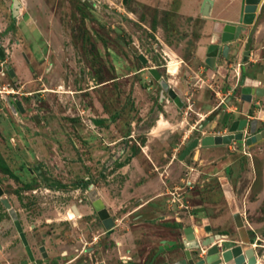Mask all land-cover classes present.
Wrapping results in <instances>:
<instances>
[{
  "label": "rangeland",
  "instance_id": "rangeland-1",
  "mask_svg": "<svg viewBox=\"0 0 264 264\" xmlns=\"http://www.w3.org/2000/svg\"><path fill=\"white\" fill-rule=\"evenodd\" d=\"M19 1L0 0V184L35 259L0 203V264L172 262L186 250L187 227L206 239L205 218L223 220L215 232L253 248L264 264V141L247 151L199 145L180 159L210 130L201 126L203 96L219 99L224 77L198 54L215 38L202 0ZM247 28L243 39L252 37L264 57V0ZM93 189L111 230L88 196ZM237 211L250 243L240 242ZM206 250L191 251L197 260Z\"/></svg>",
  "mask_w": 264,
  "mask_h": 264
},
{
  "label": "crops",
  "instance_id": "crops-1",
  "mask_svg": "<svg viewBox=\"0 0 264 264\" xmlns=\"http://www.w3.org/2000/svg\"><path fill=\"white\" fill-rule=\"evenodd\" d=\"M233 2L234 1L230 3L229 0H225L222 6L219 4L220 0H213V4L211 5L209 15H203L202 7H203L204 0H202L201 10H200L201 14L202 16L209 18V21L207 22V28L213 29L214 35H215V32L219 30L218 28L222 26L223 24L236 22L239 19V16L241 13V6L240 7L238 5L233 6L234 4ZM256 17H257V12H256ZM247 31H248V28H247ZM214 41L215 40H213L212 43H214ZM242 41H245L246 43L242 44L243 46L241 47ZM252 41L250 45H248L246 40H244L243 38H240L239 41L231 44L232 46L231 53L232 55L235 53L234 55L236 56V60H239V62L236 64L234 69H225V63H228V61L225 58L219 57V55H217L214 61L212 60L211 56H209V53L211 51L210 49L211 45L207 47L201 46V48H199L200 50L198 54L200 55V53H203L201 56H203L205 63L210 66L209 61H211L210 67H212V70L210 73L216 76L218 72L219 74L222 73L221 76L222 75L224 76L221 78V81H220L221 84L219 86L222 90L220 89L217 91L219 99L211 98V96L208 95V93H207L208 95L207 97L203 96L206 107H205V110H203L204 119H203V125L201 126H206L210 128L206 136L207 135H218V134L223 135V134L229 133L230 127L234 123V121L241 120V119H248L249 121H253L254 119H256L258 121L259 130L264 129V95L263 96L253 95L252 100L249 102L242 99L243 93L241 89H243L242 87L244 86H251L254 88L261 87L264 89V57L259 54L258 52L259 48H255V49L251 48V46L253 45ZM246 49L250 50L249 56H247ZM229 74H231L232 76L230 75L229 77ZM232 79H233V82H230L228 84V81H231ZM240 81H241V84H239ZM227 86L229 87L228 90H226ZM214 100H218V101L215 103ZM256 113L261 114V117H258ZM212 116L213 118H211ZM245 133H246V136L250 135L249 126L246 127ZM233 142L234 144L239 143L240 145L241 144L245 145V142H240V141L238 142L233 141ZM245 147L247 151L248 149L250 150L251 146L249 147L248 145H245ZM205 148L209 150L213 149V147H205ZM222 180H224L223 181L224 183L222 185L224 189V193L227 188L226 182H228V185L230 186V189L232 190L229 193H225L226 198L228 200L230 199L235 200L236 197H235L233 188L231 186L230 180L226 177H223ZM233 218H234V215H233ZM204 222H205L204 223L205 227L207 225L211 227L209 231L204 230L206 232V235L204 236L205 238L221 237L224 240L231 239L229 234L215 232L214 230L216 225L218 226L219 224L220 225L223 224V220L216 219V220L210 221L208 218H205ZM194 231L196 233L195 228H194ZM238 233H239V230H238ZM239 236H240V233H239ZM184 237H186V234L183 235V238ZM224 240L219 241L218 244L224 243ZM236 243H238V241H236ZM173 247L175 246H172V248ZM181 253L182 255L179 256L178 259L185 257L184 249ZM178 259L176 258L173 261H176ZM197 260H199V258Z\"/></svg>",
  "mask_w": 264,
  "mask_h": 264
},
{
  "label": "water",
  "instance_id": "water-1",
  "mask_svg": "<svg viewBox=\"0 0 264 264\" xmlns=\"http://www.w3.org/2000/svg\"><path fill=\"white\" fill-rule=\"evenodd\" d=\"M260 1L261 0L244 1L242 8V18H241L242 23L252 24L254 22ZM19 3H20L19 0H15V8L19 5ZM212 4H213V0H204L202 7L203 15H209ZM235 28H237L236 37H239L241 33L242 25H239L238 27H236L231 23L225 25V31H226L224 34L225 41H229L230 39H233L235 37L233 35V31L235 30ZM216 46L217 45L213 43L210 48L212 49L215 47L214 51L211 50L209 53V56H211L213 61L217 57ZM0 55L2 57L5 56V52L2 47H0ZM141 58L143 59V56H141ZM151 72L155 75L157 79L161 78V74H159V72L156 69H152ZM11 74H15V71L13 69H11ZM163 87L167 89L169 85L166 82H163ZM169 93L173 97L174 101L181 107L183 105V101L177 95V93L173 89H170ZM242 93H243L242 99L249 102L252 100L253 95L263 96L264 89L261 87L254 88L251 86H244L242 89ZM18 106L20 109H23L21 103H18ZM36 119H38L37 116ZM248 126L250 127V135L246 136L245 129ZM233 141L245 142V145L248 146L262 142L264 141V129L259 130L258 121L256 119L251 121L250 124L248 119L236 120L231 125L229 133L223 135L221 134L207 135L202 139H194L193 141H191V143L188 144V146L181 154L180 159H184L187 155L191 153V151L194 148H196L199 145H202L203 147H222L231 144ZM226 192L229 193L227 191V188H226ZM0 194L1 195L4 194L3 190L1 189H0ZM88 196L95 210L98 212L99 217L103 221L105 228L107 230H111L115 226V222L111 217V214L109 213L106 204L103 201L99 191L97 189H93L88 193ZM4 202L8 207H10L9 201L7 199H4ZM76 213H78L77 210ZM234 219L240 233V239H241L240 242L250 243L251 242L250 237L248 235L244 220L239 211L234 213ZM17 223L24 244L26 245V249L29 255L31 256V259H33L31 247L25 236V233L21 228L19 220ZM210 228L211 227L207 225L205 227V231L206 230L209 231ZM185 234H186V239L184 241L186 245L185 257L173 262L165 261L160 264H258V258L255 250L253 248L246 249L245 247H243L241 243L235 244L232 241H225L224 243L218 244L219 241L224 240L221 237L218 238L208 237L201 243V241L197 239V235L193 227H187L185 229ZM203 246L207 247V250L205 251V256L201 257L199 260H195L191 250L194 248L200 249ZM42 249L45 250V247H42ZM167 249L170 248L168 246L166 247L161 246L160 253H163ZM173 249H176V247H173Z\"/></svg>",
  "mask_w": 264,
  "mask_h": 264
},
{
  "label": "flooded vegetation",
  "instance_id": "flooded-vegetation-1",
  "mask_svg": "<svg viewBox=\"0 0 264 264\" xmlns=\"http://www.w3.org/2000/svg\"><path fill=\"white\" fill-rule=\"evenodd\" d=\"M244 1L245 0H242V5H241V13H240V16H239V19L236 21V22H232L231 24H233V25H235L236 27H238L239 25H242V29H241V33H240V36L239 37H236V31H237V28H235V30L233 31V35L235 36L233 39H230L229 41H225L224 40V34H225V25L226 24H230V23H225V24H223L222 26H220L218 29V31L217 32H215V38H214V43H215V45H217L216 46V49H217V55H219V57H221V58H225V59H227V61H228V63L230 64V65H232V61H235L236 60V56L233 54L232 55V53H231V48H232V46H231V44L232 43H235V42H237V41H239V39L240 38H243L242 36H243V34L244 33H246L247 32V25H251V24H244V23H242L241 22V18H242V8H243V3H244ZM255 21V20H254ZM254 23V22H253ZM247 44L248 45H250V43H251V41H252V37H249L247 40ZM214 49H215V47L214 48H212L211 50L212 51H214ZM246 51H247V56H249L250 55V50H248V49H246ZM232 55V56H231ZM209 64H210V66H211V61H209ZM239 84H241V81H240V83ZM243 88V87H242ZM234 90H236V89H234ZM241 91H242V89H241ZM169 92H170V90H169ZM249 121V120H248ZM250 122L251 121H249V124H250ZM0 189L1 190H3V192H4V194L3 195H1L0 194V203L5 207V209H6V211L8 212L7 214V216L6 217H10L9 218V220H10V222H12L11 223V225L9 226V228H11V227H14V229H15V231H18L19 232V234H20V237H21V239H22V236H21V233H20V231H19V227H18V220H19V222H20V225H21V228H22V230H23V232H24V228H23V226H22V223H21V221H20V219H19V214L17 213V210L13 207V205H12V203H11V200H9L7 197H4V195H5V190L3 189V187H2V185L0 184ZM4 199H7L8 201H9V204H10V207H8L7 205H6V203L4 202ZM1 217H2V215L0 214V233L3 231V224H2V220H1ZM16 217V218H15ZM26 236V235H25ZM27 238V237H26ZM225 241H232V242H234L235 244H237L236 243V241H234V240H231V239H226V240H224V242ZM22 242L24 243V241H23V239H22ZM25 245V244H24ZM3 245H2V240H1V236H0V249H1V247H2ZM31 247V246H30ZM25 248H26V245H25ZM31 251H32V249H31ZM26 252H27V254H28V256H29V258L31 259V256L29 255V253H28V251H27V249H26ZM40 252L44 255V256H46L47 255V252H46V250H43L42 249V247H41V249H40ZM32 256H33V259H31L32 261H34V259H35V255H34V253H33V251H32Z\"/></svg>",
  "mask_w": 264,
  "mask_h": 264
},
{
  "label": "bare ground",
  "instance_id": "bare-ground-1",
  "mask_svg": "<svg viewBox=\"0 0 264 264\" xmlns=\"http://www.w3.org/2000/svg\"><path fill=\"white\" fill-rule=\"evenodd\" d=\"M172 62V61H171ZM175 60L171 63L170 65V68H169V73L170 74H175L176 73V69H177V66L175 65ZM161 123V122H160Z\"/></svg>",
  "mask_w": 264,
  "mask_h": 264
}]
</instances>
